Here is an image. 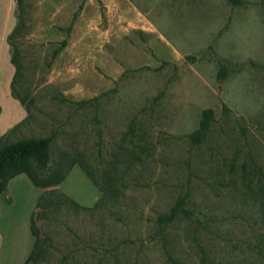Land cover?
<instances>
[{
  "label": "rangeland",
  "instance_id": "rangeland-1",
  "mask_svg": "<svg viewBox=\"0 0 264 264\" xmlns=\"http://www.w3.org/2000/svg\"><path fill=\"white\" fill-rule=\"evenodd\" d=\"M16 1L0 0V146L54 133L45 174L95 183L76 166L43 190L28 264H264V0Z\"/></svg>",
  "mask_w": 264,
  "mask_h": 264
},
{
  "label": "trees",
  "instance_id": "trees-1",
  "mask_svg": "<svg viewBox=\"0 0 264 264\" xmlns=\"http://www.w3.org/2000/svg\"><path fill=\"white\" fill-rule=\"evenodd\" d=\"M16 1V0H15ZM229 3L233 6H238L242 3V0H228ZM17 2V1H16ZM67 31L69 28L66 29ZM66 45V41H63L60 49ZM58 50H55L53 53V58L57 55ZM11 63L15 67V74L11 84L13 83L14 77H16L18 67L15 65L14 59L11 58ZM225 69L221 68L219 70V78L225 77ZM11 94H13L11 88ZM14 97V94L12 95ZM16 98V97H15ZM18 99V98H16ZM19 100V99H18ZM98 97L83 101V104H92L97 102ZM20 101V100H19ZM22 103V101H20ZM213 122V110L205 109L201 112V119L198 128L190 134V139L193 144H199L204 139V136L209 129L211 123ZM54 133L46 137H31L27 139H21L14 142L6 143L0 146V197L3 196L7 190L8 182L17 175L24 174L33 185L40 187L45 190L46 188L59 186L64 179L66 178L71 167L76 164H72L64 173L58 171H51L48 174H45L50 164V145L54 138ZM78 165V164H77ZM89 180L93 182L89 173L81 166L78 165ZM95 184V183H94ZM44 192L39 196L35 211L32 213L30 220L31 233L35 238L33 252L30 254L28 259L23 264H28L32 259L34 254V249L38 242V231L35 228V217L38 213V209H41L40 214H43L44 206L42 204V196ZM54 193V190H52ZM59 197V198H58ZM57 200L55 201L59 205H67L74 209L81 210H91L92 208H85L79 205L77 202L66 196L64 193L58 195ZM9 202V200H7ZM96 205V204H95ZM94 205V206H95ZM183 201H179L178 204L172 208L171 212L167 215H161L157 218V223L159 226H165L173 221L178 210L182 209Z\"/></svg>",
  "mask_w": 264,
  "mask_h": 264
},
{
  "label": "crops",
  "instance_id": "crops-1",
  "mask_svg": "<svg viewBox=\"0 0 264 264\" xmlns=\"http://www.w3.org/2000/svg\"><path fill=\"white\" fill-rule=\"evenodd\" d=\"M3 117L0 107V121ZM12 128L0 127V137ZM76 166L71 167L67 176L76 171ZM42 192L43 189L33 185L24 174L8 182L5 194L0 197V264H23L33 252L35 238L31 233L30 218Z\"/></svg>",
  "mask_w": 264,
  "mask_h": 264
}]
</instances>
